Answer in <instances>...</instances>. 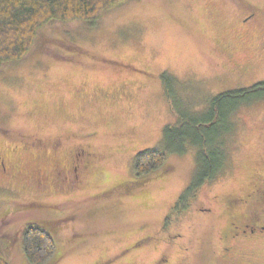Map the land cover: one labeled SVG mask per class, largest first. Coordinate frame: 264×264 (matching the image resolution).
Returning <instances> with one entry per match:
<instances>
[{
	"label": "rangeland",
	"instance_id": "374dc122",
	"mask_svg": "<svg viewBox=\"0 0 264 264\" xmlns=\"http://www.w3.org/2000/svg\"><path fill=\"white\" fill-rule=\"evenodd\" d=\"M166 71L192 111L264 80V0H128L95 21L52 20L1 66L0 237L11 264H32L30 224L54 236L48 264H264V237L228 253L216 235L230 231L227 204L261 185L264 99L238 108L224 166L182 204L196 146L135 174L137 151L164 149V126L179 120ZM78 146L91 153L78 170L52 177Z\"/></svg>",
	"mask_w": 264,
	"mask_h": 264
},
{
	"label": "trees",
	"instance_id": "16d2710c",
	"mask_svg": "<svg viewBox=\"0 0 264 264\" xmlns=\"http://www.w3.org/2000/svg\"><path fill=\"white\" fill-rule=\"evenodd\" d=\"M128 0H0V68L6 62L22 59L38 39L43 26L54 19L97 20L110 8ZM166 94L173 100L178 123L163 128L165 148H148L137 151L135 174L149 175L159 170L170 152H186L187 143L197 147L196 168L190 185L183 191L180 202L214 178L224 166L226 149L224 136L235 129L234 114L242 105L264 99V80L244 88L224 90L214 95L201 111L183 106L176 98V78L163 72L161 75ZM226 148V147H225ZM25 255L32 264H48L56 251L53 234L37 224L22 230ZM54 262V261H53ZM0 264H11L0 237Z\"/></svg>",
	"mask_w": 264,
	"mask_h": 264
},
{
	"label": "flooded vegetation",
	"instance_id": "af4514ba",
	"mask_svg": "<svg viewBox=\"0 0 264 264\" xmlns=\"http://www.w3.org/2000/svg\"><path fill=\"white\" fill-rule=\"evenodd\" d=\"M56 149L58 150L59 148ZM89 154H91L90 151L85 153L83 146L77 148L75 156L72 157L69 163L66 165L61 164L57 169L52 171V177L59 176L62 179L68 175H72V173L76 172L79 168L78 156ZM38 170L40 171V169ZM60 182L61 180L59 181V185ZM260 184L261 185H256L254 189H250L246 194H240V196L234 198L233 204H227V209L231 215L229 223L230 231L229 233H223V227H217L216 235L217 238L224 242V248L227 249L228 253L233 252L234 248L232 243L234 241L251 242L252 239L255 240L264 237V194H262L264 193V190L261 193L258 192L261 189L260 186L264 187V176L260 177ZM219 218L220 217H218V219ZM216 220L217 218H215L213 222L215 225ZM225 243L227 244L225 245Z\"/></svg>",
	"mask_w": 264,
	"mask_h": 264
}]
</instances>
